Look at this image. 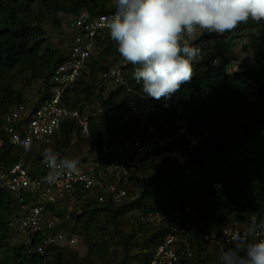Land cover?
<instances>
[{"label":"trees","instance_id":"1","mask_svg":"<svg viewBox=\"0 0 264 264\" xmlns=\"http://www.w3.org/2000/svg\"><path fill=\"white\" fill-rule=\"evenodd\" d=\"M83 10L101 14L110 12L111 6L104 0H0L2 167L23 162L27 152L9 143L2 130L4 116L12 107L30 102L22 88L40 85L41 100L50 89L54 69L67 57L65 48L47 43L45 18L58 12L73 16ZM56 23L60 25L61 20L56 19ZM263 27L264 20L258 23L249 20L233 31L224 34L203 31L189 41L201 50L195 73L179 91L161 100L145 95L142 83L133 77L137 66L120 55L110 31L97 36L89 62L91 72L82 75L76 88L62 100L67 107L89 113V135H78L74 141L78 127L73 120L65 119L47 146L54 147L52 152L58 160L72 159L70 150L78 148L81 155L76 158L78 161L84 158L103 163L113 161L111 143L122 141L125 149L132 138L142 136L138 119L125 120V116L132 103L147 99L156 102V110L146 118L147 123L166 134V122L175 117V109L166 106L168 102L185 103L198 96L193 123L196 130H208L209 135L191 150L178 138L153 157L143 159L130 173L127 183L121 184L127 192L121 201H100L99 190L91 192L78 186L63 207L53 209L68 237H83L88 248L85 257L72 250L74 245L67 244L46 248L42 254L29 253V247L40 243L44 235L36 236L28 247L12 244L8 226L11 218L18 215V199L14 193L0 188V264H109L113 245L118 246L121 255L115 264H149L168 224L154 225L145 218L167 206L186 204L194 206L197 217L190 228L193 255L182 264H221V254L235 245L222 250L203 235L234 223L247 226L252 218L264 220V51L257 58L262 64L241 66L239 70L230 69L234 65L226 55L229 44L236 39L243 41L250 32H257L264 46ZM102 53H106L107 63H103ZM214 60H219V64ZM116 65L122 70L123 82L115 83L107 74ZM40 148L34 145L29 151L38 152ZM124 149L119 150L122 155H126ZM45 155H39V159L42 161ZM35 169H31L32 174ZM104 174L108 182H117L111 173Z\"/></svg>","mask_w":264,"mask_h":264},{"label":"built area","instance_id":"2","mask_svg":"<svg viewBox=\"0 0 264 264\" xmlns=\"http://www.w3.org/2000/svg\"><path fill=\"white\" fill-rule=\"evenodd\" d=\"M107 4L111 6L108 13L93 14L83 10L70 17V37L65 40V45L61 40L67 57L54 69L49 91L37 103L33 100L29 104L14 106L4 117L3 130L11 144L26 150L31 149L36 142L50 144L65 119L73 120L78 127V133L73 135L74 141L78 135H89V113L67 107L62 100L67 92L76 88L77 80L91 71L89 62L96 48V37L109 31L107 22L115 12L114 0ZM213 62L219 64L220 61ZM107 74L114 78L115 83L123 82L122 70L118 65L111 67ZM166 106L175 109V117L166 122L168 132L162 134L157 127L146 121L156 110L154 100L147 99L130 105L125 120L137 118L142 136L132 138L125 149L122 141L111 143L109 149L114 154L113 161L103 163L84 158L79 161L77 171H62L59 175L53 172L46 160L41 163L38 175L32 174L20 162L6 169L0 166V188L14 193L19 204V216L10 221L8 226L12 233L10 241L17 243L19 239L20 243L29 246L36 236L44 235L40 243L28 249L29 253L40 254L49 246L74 244L79 237H68L60 228L59 217L48 207L53 197L68 200L80 186L86 191L99 190L100 201H121L127 197L126 189L121 184L127 183L130 173L141 165L143 159L153 157L175 139L182 138L191 150L208 137V130H196L193 123L198 96L191 97L185 103L172 100ZM122 149L126 155L119 152ZM104 172L114 175L117 182H108ZM196 217L197 211L191 204L167 206L147 216L146 222L154 225L162 222L168 224L166 235L155 248L149 264H182L184 259L191 257L190 228ZM245 228L246 225L234 223L203 236L223 250L226 246L235 245V240L243 236ZM256 239H264V230L257 232Z\"/></svg>","mask_w":264,"mask_h":264},{"label":"clouds","instance_id":"3","mask_svg":"<svg viewBox=\"0 0 264 264\" xmlns=\"http://www.w3.org/2000/svg\"><path fill=\"white\" fill-rule=\"evenodd\" d=\"M114 5L115 12L107 22L110 38L116 43L120 55L137 66L133 77L137 83H142L145 95L154 100L170 98L191 81L194 62L199 59L201 50L189 41L198 30L224 34L249 20L257 23L264 20V0H114ZM233 68L235 70V66ZM39 144L42 148L51 143ZM44 160L56 175L78 170L77 159H64L58 163L57 155L50 150L39 166ZM17 213L13 219L19 216V210ZM259 230H264V220H249L243 236L235 240V247L221 254V264H264V239H256Z\"/></svg>","mask_w":264,"mask_h":264},{"label":"rangeland","instance_id":"4","mask_svg":"<svg viewBox=\"0 0 264 264\" xmlns=\"http://www.w3.org/2000/svg\"><path fill=\"white\" fill-rule=\"evenodd\" d=\"M56 19L61 20L60 25H58L56 23ZM67 22H68V16L66 14H64V12H58V14H56L54 17L48 16L45 18V21L43 22V25L46 29V36L45 37L47 38V42L50 45L55 44L54 46H60L61 47L63 45L61 43V40L63 39V43H64L65 40L69 39L70 34H69ZM202 32H203V30H198L195 37L193 39H191L190 41H193L194 39H196ZM257 37H258L257 32H250L247 35V38L244 39L245 41L244 40L240 41L239 39L238 40L236 39L235 43L233 42V44H229V47H228L229 51H226V55L228 56V58L231 59L230 60L231 64L234 65V62H235V65H234L235 70H239L241 68V66L248 67L251 65L262 64L261 62H259L257 60V58L260 56V52L264 51V46L261 44V41ZM53 40L55 41V43ZM64 45H65V43H64ZM245 46H247L246 50H245ZM263 54H264V52H263ZM102 55H105L103 57L104 59H102L103 63H107L108 60H107L106 53H102ZM198 63H199L198 60L196 62H194V67ZM263 64H264V62H263ZM233 67H230V69H232ZM245 67H242V68H245ZM194 71H195V69H194ZM22 89L28 98L36 99L38 97V89H39L38 84L34 85V87L27 86V87L22 88ZM53 148L54 147H42L41 151L39 150L40 152L38 154L35 151H30V152L24 154L23 162H27L28 166H31V165L36 166L41 161V159H39V155H42V152L46 153L49 150L52 151ZM35 154H37V155H35ZM69 157H71L72 159L80 158L81 157L80 149H78V148H74V150L71 149ZM15 214H16V212L13 215H15ZM13 215H11V217ZM13 218H14V216L11 219H13ZM17 241H20V240L17 239ZM112 249H113V254L111 256V261L109 262V264H115V262L118 261L121 257L120 250H118V246L113 245ZM72 250L78 252V254L81 257H85L88 255V248L84 244L83 237H81L80 241H78L74 245ZM65 263H63V264H65Z\"/></svg>","mask_w":264,"mask_h":264},{"label":"crops","instance_id":"5","mask_svg":"<svg viewBox=\"0 0 264 264\" xmlns=\"http://www.w3.org/2000/svg\"><path fill=\"white\" fill-rule=\"evenodd\" d=\"M106 2H111V0H105ZM68 25V24H67ZM90 64V63H89ZM90 66H91V64H90ZM42 96V95H41ZM41 96H39V97H37L35 100V103H37L38 102V100L40 99V97ZM35 145H37V146H39L40 144L39 143H36ZM25 151H27L26 153H28V152H30L29 150H25ZM40 151H41V148H40ZM40 151H38L37 152V154L40 152ZM37 154H35V155H37ZM46 153H44V152H42V156H44ZM22 160H23V158H22ZM39 164H40V162H39ZM39 164L38 165H36V166H33V165H31V166H28L30 169H33V168H36L35 169V172L36 173H34L35 175H38L39 174V172H40V166H39ZM33 172V171H32ZM52 199H54V200H52ZM51 199V202H50V208L53 210V209H56V208H58V207H61V206H63L64 204L62 203L63 201H64V199L62 200L61 198H56V197H53Z\"/></svg>","mask_w":264,"mask_h":264}]
</instances>
